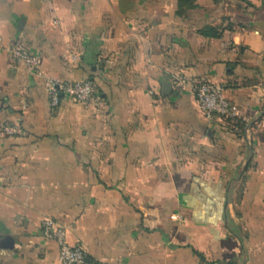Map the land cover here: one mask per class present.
Wrapping results in <instances>:
<instances>
[{"label":"crops","instance_id":"0c3cea01","mask_svg":"<svg viewBox=\"0 0 264 264\" xmlns=\"http://www.w3.org/2000/svg\"><path fill=\"white\" fill-rule=\"evenodd\" d=\"M0 37V264H61L47 220L87 264H264V0H0Z\"/></svg>","mask_w":264,"mask_h":264},{"label":"built area","instance_id":"2783aa9c","mask_svg":"<svg viewBox=\"0 0 264 264\" xmlns=\"http://www.w3.org/2000/svg\"><path fill=\"white\" fill-rule=\"evenodd\" d=\"M0 48H3L1 37ZM9 53L15 61L26 65L33 71L37 69V60L23 50L12 48L9 50ZM48 88L52 108L59 106L61 95L68 96L75 102L84 104H90L95 99V87L91 81L62 83L60 81L49 80ZM193 92L204 116L208 120H212L215 117L234 118L237 116L236 110L232 108L224 96L221 87L199 84L193 87ZM6 132L8 134H15L16 130L14 128H7ZM42 233L46 239L52 240L57 244L61 264H87L85 252L80 247H71L67 242L65 230L56 227L53 221L47 220L43 222Z\"/></svg>","mask_w":264,"mask_h":264},{"label":"trees","instance_id":"16d2710c","mask_svg":"<svg viewBox=\"0 0 264 264\" xmlns=\"http://www.w3.org/2000/svg\"><path fill=\"white\" fill-rule=\"evenodd\" d=\"M204 35L207 36V37H216V32L212 29H209L207 31L204 32Z\"/></svg>","mask_w":264,"mask_h":264},{"label":"water","instance_id":"95a60500","mask_svg":"<svg viewBox=\"0 0 264 264\" xmlns=\"http://www.w3.org/2000/svg\"><path fill=\"white\" fill-rule=\"evenodd\" d=\"M164 88H165V91H166V90H170V89H171V86H168V85H167V86H164ZM61 96H62V95H61ZM88 262H89L88 259H86V263H88Z\"/></svg>","mask_w":264,"mask_h":264}]
</instances>
